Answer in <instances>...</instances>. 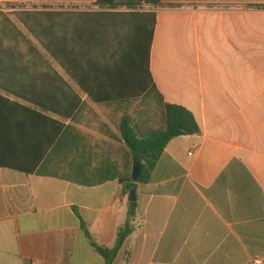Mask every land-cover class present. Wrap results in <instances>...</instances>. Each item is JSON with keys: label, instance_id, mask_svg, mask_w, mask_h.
<instances>
[{"label": "crops", "instance_id": "obj_1", "mask_svg": "<svg viewBox=\"0 0 264 264\" xmlns=\"http://www.w3.org/2000/svg\"><path fill=\"white\" fill-rule=\"evenodd\" d=\"M161 3L145 7L151 77L202 134L173 139L137 186L134 230L111 264H252L264 259V0ZM20 11L45 16L49 41L74 47L91 92L129 97L127 70L124 88L107 80L135 25L96 0H0L14 23ZM15 24L42 55L0 56L28 64L0 72V264H107L94 244L114 248L130 211L129 150L110 116L129 105L91 101Z\"/></svg>", "mask_w": 264, "mask_h": 264}, {"label": "trees", "instance_id": "obj_2", "mask_svg": "<svg viewBox=\"0 0 264 264\" xmlns=\"http://www.w3.org/2000/svg\"><path fill=\"white\" fill-rule=\"evenodd\" d=\"M97 6L106 13H117L123 16L130 25H135L137 30L136 43L128 48V53H122V63L112 69V77L107 81L118 83L123 81L125 86V70L128 72L129 79L127 86L129 97L114 100L113 95H109L104 100L102 96L95 95L87 86V78L84 70L86 64L72 60L74 47L66 44L55 45L49 41L50 36L45 35L42 29H47L45 16L35 12H16V18L27 29L28 33L40 42L42 47L56 59L62 69L81 87L88 95L89 99L97 104H109L120 102L130 105L132 102L139 101L148 95H154L157 102L160 116V127L153 128L143 125H135L129 115L123 116L119 124V132L122 141L129 150V166L131 172L125 175L124 191L129 194L137 186L149 183L151 175L160 158L162 157L167 145L175 138L182 136L201 135L202 130L194 114L183 106L166 103L163 95L155 86L150 73V51L155 27V15L146 12V6H163L161 0H96ZM8 7H18L8 5ZM176 7V6H171ZM125 10L124 12H118ZM29 35L22 32L9 17L0 12V56H41L42 53L28 39ZM127 59V61L125 60ZM49 69L54 71L49 62L44 61ZM49 64V65H48ZM26 63L16 64L9 61H0V72L13 71L17 66L27 68ZM81 71V72H80ZM121 76V77H120ZM123 78V79H121ZM122 80V81H121ZM0 88L7 89L3 84ZM113 88V87H112ZM114 87L113 89H117ZM72 90V89H70ZM132 91L136 93L132 94ZM19 98L31 101L24 94H15ZM0 99H3L0 97ZM37 103V102H34ZM43 107V106H42ZM47 111L55 115L66 118L62 112L47 108ZM67 119V118H66ZM62 128V125H61ZM142 166V175L137 183L132 179L134 167ZM38 167V166H37ZM41 170L39 174H43ZM98 182H95L96 185ZM128 222L119 229L117 234L116 246L112 249L94 244L96 251L111 264L115 259L119 249L134 230L133 221L137 215V203H129Z\"/></svg>", "mask_w": 264, "mask_h": 264}, {"label": "rangeland", "instance_id": "obj_3", "mask_svg": "<svg viewBox=\"0 0 264 264\" xmlns=\"http://www.w3.org/2000/svg\"><path fill=\"white\" fill-rule=\"evenodd\" d=\"M10 9H15L19 7H8ZM8 16V15H7ZM14 19L17 22V18L14 15ZM15 22V23H16ZM19 23V22H18ZM109 111H105V114L107 117H109ZM129 115L135 125H143L146 124L147 126L153 127V128H159L160 127V116L158 112L157 102L155 100L154 95H148L143 99H140L139 101L132 102L128 106L127 112H121V113H112V120L117 121L114 123L116 129L119 131V124L120 120L123 116ZM131 172V167H128V174Z\"/></svg>", "mask_w": 264, "mask_h": 264}, {"label": "water", "instance_id": "obj_4", "mask_svg": "<svg viewBox=\"0 0 264 264\" xmlns=\"http://www.w3.org/2000/svg\"><path fill=\"white\" fill-rule=\"evenodd\" d=\"M142 175V166L137 165L134 167L132 179L135 183H137ZM129 202L130 203H137V191L136 189H133L129 196Z\"/></svg>", "mask_w": 264, "mask_h": 264}, {"label": "built area", "instance_id": "obj_5", "mask_svg": "<svg viewBox=\"0 0 264 264\" xmlns=\"http://www.w3.org/2000/svg\"><path fill=\"white\" fill-rule=\"evenodd\" d=\"M251 262L252 264H264V259L260 256H255Z\"/></svg>", "mask_w": 264, "mask_h": 264}]
</instances>
